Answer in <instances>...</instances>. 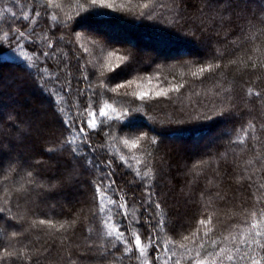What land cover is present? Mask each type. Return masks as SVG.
Segmentation results:
<instances>
[{"label": "trees", "instance_id": "trees-1", "mask_svg": "<svg viewBox=\"0 0 264 264\" xmlns=\"http://www.w3.org/2000/svg\"><path fill=\"white\" fill-rule=\"evenodd\" d=\"M192 1L160 0L169 7L158 9L157 19L147 20L116 13L113 9H103L112 13L110 16H85L79 7L85 0H55L52 6L47 0H0V37L5 32L13 35L11 42L0 41V69L5 68L3 74L12 85H4L7 97L0 99L3 101L0 118L5 119L3 108L10 101H23L20 92L33 89L40 93V101L48 103L47 110L59 124L56 129H47L49 148L61 144L60 149L47 155V161L36 162L32 155L38 149V132L29 129L30 119L24 127L30 136L24 141L20 137L24 138L27 132L16 130L18 125L13 121L9 129L5 125L0 131V159L9 156V160L19 165L7 184L0 183V207L11 208V213H0V248L5 244L17 248L27 244L39 250L36 264H143L144 259L154 264H174L176 259L181 264H190L197 258V251L201 252L199 259L206 264H211L213 259L218 264L221 260L223 264H253L254 261L264 264V129L261 128L264 125V68L259 67L264 63V0H203L200 8H194ZM67 17L71 20L66 25ZM87 21L106 27L113 25L122 33L130 31L167 53L193 46L196 31L201 37L204 31H210L205 50L187 58L159 60L139 55L122 43L106 42L99 35L77 39L74 34L85 33L82 26ZM13 29L31 39H22L17 47L18 32H12ZM45 36L53 43L51 49L47 47L49 41L42 39ZM92 39L103 47V52L93 47ZM79 41L93 47L94 54H85L78 46ZM113 50L122 55L131 52L127 68L122 65L123 70L113 72L101 67L109 61L117 63L115 56L107 55ZM44 52L48 55L44 56ZM248 57L257 63V68H251L252 60ZM230 60L238 62L232 65L228 63ZM239 60L249 66L244 67ZM87 62L92 64L88 66ZM208 63H219L221 67L203 76H191L189 69ZM134 77L140 78L142 87L149 88L150 94L154 88H168L169 84L183 83V87L179 91L170 89L167 96L150 95L147 101L131 95L132 91L141 90L135 84L111 91L117 84ZM249 88L260 92L261 96H249ZM221 89L228 91L224 93ZM217 92L220 95H216ZM222 101L225 106L235 105L229 118H196L198 114L211 115L208 110L219 108ZM105 104L117 110L130 106L143 111L134 113L137 119L133 126L121 127L127 121L117 122L111 108L106 109L108 116L99 114ZM30 108L25 104L23 110L15 109L13 113L24 118L30 116L33 120ZM86 109L96 112V129L87 127ZM248 121L256 126L258 139L253 141L250 132L241 142L236 136ZM215 123L216 129L211 130ZM222 126L225 128L221 129ZM81 127L83 133L79 131ZM168 127L177 129L169 132L172 137L192 136L197 140L194 152L188 150V157H182L177 175L174 172L179 170L178 156L170 141L163 137ZM140 131L157 137V143L148 148L153 153L148 160L155 166V178L148 182L135 176L134 169L139 166L130 159L129 149L106 136L112 132L131 139ZM16 133L20 135L17 139ZM215 139L219 141L213 151H206L209 142ZM68 140L73 143H65ZM22 143L26 153L14 155V147ZM120 154L129 157L127 164L119 160ZM136 155L143 159L140 151H136ZM110 160L111 167L108 166ZM3 166L6 168L7 163ZM24 170L33 173L35 183L27 187V192H15L14 185L18 187L15 182L24 175ZM126 174L136 182L127 181ZM4 175L0 172V177ZM101 182L102 190L107 193L102 204L95 188ZM5 187L13 193L7 205L4 204L8 199ZM139 198L146 202V207L125 216V209L119 204L134 203ZM79 202L80 209L75 210L74 205ZM156 203H160L159 209ZM100 208L103 210H98ZM209 214L212 215L209 225L212 231L207 237L201 226L195 239H182ZM160 218L165 220L163 230L155 228ZM40 220L75 223L63 232L39 224ZM254 222L258 227L253 228ZM109 225L123 231L125 236L131 228L141 235L144 244L150 236L156 242L155 251L146 248L144 257L139 259L138 249L124 254L123 244L115 236L105 235L114 230ZM12 232L19 234V243L8 240ZM257 232L261 233L259 237ZM165 240H169L168 251L163 248ZM181 243L191 249L190 254L180 249ZM201 243L203 249L199 248ZM113 244L116 246L112 247ZM173 252L175 256L169 259ZM229 254L233 256L231 261L227 259ZM157 255L158 260L154 259Z\"/></svg>", "mask_w": 264, "mask_h": 264}, {"label": "snow or ice", "instance_id": "snow-or-ice-1", "mask_svg": "<svg viewBox=\"0 0 264 264\" xmlns=\"http://www.w3.org/2000/svg\"><path fill=\"white\" fill-rule=\"evenodd\" d=\"M48 5L52 6L55 3V0H47ZM81 11L85 13V16H91V17H106L112 15V13L103 11V9H113L116 13H124V14H131L133 17L137 19H147V20H155L158 18L159 13L158 9H164L168 8L169 5L167 3L160 2V0H136L135 3H133V0H121V2L118 4L116 0H85V3H82L79 5ZM139 9V11H136V9ZM91 9L92 11H89ZM8 11H11V9H8ZM37 16L40 15L39 12L36 13ZM24 18L27 19V14H24ZM85 17H81V19H84ZM71 20V17H67L65 20V24L67 25L68 22ZM12 32H18V35L15 37V43L17 47H20V41L22 39H31V37H26L24 32H20L18 29H13ZM77 39H80L82 36L87 35L88 37L98 36L100 33L87 30L85 33L77 32L74 34ZM42 39L48 40L47 47L51 49L53 47V43L51 39L47 36L43 37ZM62 39V37H61ZM13 40V35L9 32H5L2 37H0V41H9L11 42ZM93 45V47L100 48L101 52H103V47L94 39L90 41ZM85 53H88L90 50L89 48L85 47L83 44L80 46ZM219 52V50H217ZM44 56L48 55V52L43 53ZM108 57L111 58L113 56L116 57L117 63H112L109 61L108 63L101 65L102 68H105L109 71L115 72L117 69H121V66L123 65V68H127L129 66L130 58H131V52H129L127 55H122L119 51L113 50L107 53ZM220 55H223V53H220ZM31 59V58H28ZM249 60H252L251 57H248ZM237 60H230L228 63L235 65L237 64ZM186 64L188 62H185ZM239 63L242 64L244 67H248L249 64L244 60H239ZM251 68L255 69L258 67L257 63L252 60L251 62ZM221 65L219 63H208L204 66H196L195 70L189 69L191 76H203L206 72H215L219 70ZM227 67V65H225ZM259 67L264 68V63L260 64ZM123 70V69H121ZM46 72V69L44 70ZM103 72L101 73V83L103 79ZM149 84H151V80L149 79ZM133 84H135L138 88L141 90L139 91H132L131 95L133 97H138L141 101H147L151 96L160 97V96H167L169 90H176L179 91L181 87H183V83L181 84H169L168 88L160 87V88H154L151 91V94L148 90H145L141 83L140 78L134 77L131 80H126L122 84H117L115 88L111 89V91L116 92L118 89L124 88V87H131ZM102 87H107L106 85L102 84ZM227 89H221V92L227 93ZM127 93H125L126 95ZM216 95H220V92H217ZM248 95L252 96L255 95L256 97H260V92H254L253 89H248ZM229 100H231V97H228ZM235 105L229 103L227 106L224 105L223 101L221 102V106L219 108L213 107L208 110V112H211V115L208 113L204 114H198L197 119H213L215 117H225L229 118L233 114V109ZM111 108L112 112L115 113L116 121L117 122H124L127 121L126 125H121V127L128 126L131 127L135 124V121L137 117L134 115V113L138 111H143V109L138 108H131L124 107L120 110H117L116 108H113L110 104H105L104 107H101L99 109V114L101 116H108V112L106 109ZM88 114L89 119L87 120V127L96 129L98 127L97 121H96V112L95 111H89L85 110ZM9 119H14L12 116H9ZM111 120L112 118L109 117ZM261 128L264 129V125H261ZM81 133L84 132V128L81 127L79 129ZM251 132V137L253 141H256L258 139V136L256 135V126L252 123V121H248L246 125H242L241 128L238 130L236 139L243 142ZM106 136L109 140L116 141L118 143H122L123 146L131 152L130 159L134 160L136 162V165L139 167H136L134 169V174L136 177H139L142 181L148 182L155 178V166L154 163L150 160H148L149 157L153 156V153L151 151H148V148L152 147L157 143V137L155 136H149L147 132L140 131L138 135L133 136L131 139L126 137H121L114 135L112 132L106 133ZM65 143L71 144L73 143L72 140L65 141ZM258 147V145H257ZM140 151V155L143 157V159L137 158L136 151ZM142 150V151H141ZM49 152L56 151V148H49L47 149ZM76 149L73 148V152H75ZM119 160L123 161L125 164L128 163L129 157H125V155L120 154ZM251 163V160L248 161ZM4 161H0V172H4L5 175L3 177H0V183L7 184L9 180L12 178V174L17 173L19 165L14 164L11 160L7 161V167L5 168ZM91 163V161H89ZM198 164H201L203 162H197ZM112 161H108V166L111 167ZM129 167H132V165H129ZM141 167L143 168V171L141 170ZM196 167V166H194ZM238 179H242V177H238ZM35 183V177L33 176V173L31 171L24 170V175L19 177V180L15 182V184H18V187L14 185L13 191L15 192H27V187L32 186ZM114 183V181L112 182ZM110 187V184L108 185ZM97 196L100 198V204L103 203V197L107 195L106 192L102 190V182L100 184L95 185ZM4 193L8 197V199L4 200V204L7 205L10 201V198L12 196V192L8 190L7 187L4 188ZM201 196L203 197V193H201ZM113 203H118L117 201H113ZM120 208L127 209V201H125L123 204H119ZM155 207L159 209L161 207L160 203H156ZM98 210H103L102 208ZM8 212L11 213L10 207H0V213ZM124 215L127 216L128 212L125 211ZM15 218V217H13ZM135 219V217H134ZM37 221H32V224L35 225ZM75 221L71 222H62V223H54L52 220H40L39 224H46L51 229H55L57 231H63L66 232L69 227H71ZM165 224V220L163 218L158 219L157 224L155 225V228L162 229V226ZM212 224V215L209 214L207 219L201 218L197 223V228L193 230L191 233H189L188 236H183L182 239L187 241L190 238L195 239L199 234V229L201 226H203L204 235L207 237L209 233L212 231L211 227L209 225ZM258 227V225L254 222L253 228ZM110 229H114L113 225H109ZM106 236H115L116 240L123 244V252L124 254H131L134 249H138L140 253V257L142 258L145 255L146 248H151L153 251L156 249V242L151 239L149 236L147 239V244H144L142 242L141 235L135 231H133L131 228L128 230V236H125L123 231H120L119 229H114L112 231H107L105 233ZM261 233L257 232L256 236L259 237ZM19 234L16 232H12L8 236V240H16L17 243H19L18 240ZM253 242L259 243L258 240H254ZM169 243V240H165L163 242V248L165 251H168L167 245ZM173 243H175L173 241ZM213 245H215V241H213ZM116 245L113 244L112 247H115ZM180 249L186 250L189 254L191 253V249H186L184 244H179ZM203 243L199 245L200 249H203ZM106 251V249H105ZM221 253L224 252V249L220 250ZM39 250L30 248L27 244L22 245L20 247H15L10 244H5L3 248H0V264H36V258L38 256ZM201 255L200 251H197L196 253V259L194 261H190V264H206V261L203 259H199ZM175 256V253L173 252L169 259H172V257ZM154 259L158 260L160 259V256L157 255ZM227 259L231 261L233 259V256L229 254L227 256ZM143 264H154V261H149L147 259L143 260ZM174 264H181V261L179 259H176ZM211 264H218L216 259H213L211 261ZM219 264H223V261L221 260ZM253 264H258V262H253Z\"/></svg>", "mask_w": 264, "mask_h": 264}, {"label": "rangeland", "instance_id": "rangeland-1", "mask_svg": "<svg viewBox=\"0 0 264 264\" xmlns=\"http://www.w3.org/2000/svg\"><path fill=\"white\" fill-rule=\"evenodd\" d=\"M116 2L119 4L121 2V0H116ZM191 3H193V7L194 8H200L203 5V0H193ZM83 29H87L90 31H94L97 33H100L99 36H101L106 42H119L122 43L124 45L129 46L130 48H132L134 51L138 52L139 55L142 56H148V57H153L155 59H165L168 57L177 59V58H187V57H191L192 55H196L199 51H203L206 49V36H207V32L210 31V29H208L207 31H204L205 33L203 34V37L199 36V32L196 31L194 33V38H196V42H194L193 46H189L188 48H186L184 51L180 50V48H177L176 51L174 52H162L161 50H158L155 46L151 45L150 42H148L149 44H145L147 41L144 40V38L139 39V35H135V33L132 32H120L118 30L115 29V27L113 25H109V27H106L104 25H100L95 23V21H87L85 23V26H82ZM49 30L52 31V27H49ZM124 31V30H122ZM102 41V39H101ZM80 42V41H79ZM102 43L105 44L104 41H102ZM82 44L89 48V52L88 54L92 55V53L94 52V50L92 51L93 47H89L88 45H86L84 42H82ZM81 42L78 43V46L80 47ZM150 45V46H149ZM80 49H82L80 47ZM99 49V48H98ZM83 50V49H82ZM84 52V51H83ZM85 53V52H84ZM87 54V53H85ZM87 54V55H88ZM94 54V53H93ZM92 60H94V57H92ZM89 64L91 65L92 63H88L87 65L89 66ZM92 67V66H91ZM82 68V66H81ZM84 68V67H83ZM2 72H5V68H1L0 69ZM256 75V74H255ZM254 76V75H253ZM6 76L3 74L0 78V99H6L7 97V89L4 87L5 83L8 84L9 86H12L10 84V82L8 83L6 81ZM145 90H148L150 92V89L145 87ZM20 94H22L23 96V101L22 99H19V101H10L9 104L3 108V113L5 114V119L2 120V118H0V121L2 124H0V131H2V129L4 128L5 125L8 126V129L11 126L12 121L14 123H16L17 129L19 130V132L25 131L27 132L24 127L27 126L28 124V119H30L31 122H29L28 127L31 130H37V140H38V146H37V152L32 155V157L36 158L37 161L36 162H41V161H47L46 159H48L47 155L50 154L49 151H47V149H49V142H48V138L49 136L47 135V129L51 128H57L59 126V124L57 123L58 121H56L49 113V111L47 110L48 108V103H44L40 100L41 99V95L40 93H37L36 91H34L33 89H30L29 91H25V92H20ZM21 98V97H20ZM15 99H17V96H15ZM39 100V101H38ZM1 104H3V101L0 102V109H1ZM27 105L29 107H31V112L29 113V115L33 116V120L31 118H29L30 116H26L25 118L22 117L21 115L17 116V113H13V111H15V109H21L23 110V105ZM13 109V110H12ZM250 109V108H249ZM2 111V110H0ZM12 112V114H10ZM9 116H12L14 119H9ZM3 121V122H2ZM226 126V125H225ZM170 127H174V126H170ZM225 127H221V129H223ZM175 129L174 131H177L176 128H167L165 130V133L163 134L164 138L166 137L170 143L173 145L172 149L175 151V153L177 154V158L176 160H178L177 162L179 163V170L177 171V173H175L177 170V168H174V174H178L180 172V164L182 163V157H188L186 155V152H188V150H190L191 153L194 152L195 150V145H196V138H193L192 136H189L187 138H175L172 137L171 135H169V132ZM1 134V132H0ZM26 134V133H25ZM35 135V134H34ZM16 139L20 137L19 134L16 133ZM29 132H27L26 135L23 134V137H20L22 139V141H24V139H28L29 138ZM28 137V138H26ZM218 139L212 140L211 142H209V144L206 147V151H213L215 145H217ZM61 148V144L58 145V147L56 148L57 150ZM6 150H10L9 147L6 148ZM14 155H24L25 150L23 149V143L21 145H17L14 147ZM49 156V155H48ZM9 159H11V157L7 156L6 159L2 158L0 159V161H4L5 164L7 163V161H9ZM30 169H32V165H29ZM34 170V169H32ZM127 177L129 182L131 183H135L136 181L132 179V177H129L128 174L124 175V178ZM78 199V198H77ZM130 204V205H129ZM76 207H74L75 210L80 209V202L78 203V205H74ZM146 207V202L141 200L140 198L135 200L134 203H128L127 204V209H125V211L128 212V215L130 214V212H134L132 214H135L137 211V208H143Z\"/></svg>", "mask_w": 264, "mask_h": 264}, {"label": "bare ground", "instance_id": "bare-ground-1", "mask_svg": "<svg viewBox=\"0 0 264 264\" xmlns=\"http://www.w3.org/2000/svg\"><path fill=\"white\" fill-rule=\"evenodd\" d=\"M145 44L147 45V44H149V43L146 42ZM151 45H153V44H151ZM149 46H150V45H149ZM2 75H3V72L1 71V73H0V78H1ZM216 126H217L216 123L213 124L212 127H211V130H215V129H216Z\"/></svg>", "mask_w": 264, "mask_h": 264}]
</instances>
